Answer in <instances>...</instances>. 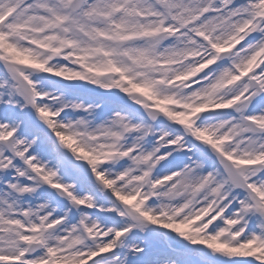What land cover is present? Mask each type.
<instances>
[{
  "label": "snow or ice",
  "instance_id": "6c2138e0",
  "mask_svg": "<svg viewBox=\"0 0 264 264\" xmlns=\"http://www.w3.org/2000/svg\"><path fill=\"white\" fill-rule=\"evenodd\" d=\"M0 264H264V0H0Z\"/></svg>",
  "mask_w": 264,
  "mask_h": 264
}]
</instances>
